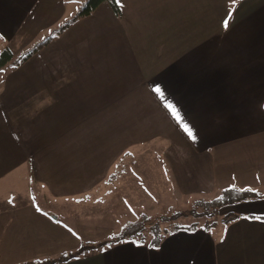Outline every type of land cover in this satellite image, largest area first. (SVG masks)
Wrapping results in <instances>:
<instances>
[{"label":"crops","instance_id":"0c3cea01","mask_svg":"<svg viewBox=\"0 0 264 264\" xmlns=\"http://www.w3.org/2000/svg\"><path fill=\"white\" fill-rule=\"evenodd\" d=\"M115 1L119 16L102 2L11 68L12 75L26 72L28 97L18 106L23 116L34 112L38 117L42 109L47 120L51 108L57 110V120L40 131L42 156L25 137L29 123L13 111L23 125L24 153L11 161L24 162L30 149L33 172L39 173L57 148V177L78 182L76 196L96 194L99 204L97 194L105 189L107 201L130 200L141 212L135 213L139 220L166 212L159 204L164 199L173 206L187 197L209 201L232 187L257 196L212 213L223 225L218 233L212 231L216 220L211 229L208 222L192 231L178 228L157 248L124 241L58 264H264V0ZM67 9V0H0V31L11 49L39 30L35 20L46 24ZM67 124L80 128L65 134ZM94 136L109 143L89 142ZM69 143L98 149L91 154L90 170L68 173L62 156L73 152ZM101 148L119 153L106 159L99 156ZM0 150L7 152L1 144ZM75 158L78 169L88 160L81 154ZM58 182L61 193L70 192L67 181ZM112 204L108 213L117 205ZM37 210L26 203L14 211L19 216L13 223H0V264H34L75 251L83 241L94 242L81 220L67 228Z\"/></svg>","mask_w":264,"mask_h":264},{"label":"rangeland","instance_id":"374dc122","mask_svg":"<svg viewBox=\"0 0 264 264\" xmlns=\"http://www.w3.org/2000/svg\"><path fill=\"white\" fill-rule=\"evenodd\" d=\"M47 1L50 3V0H40V2ZM65 1L66 0H63V2ZM67 1L68 9L67 12H65L64 16H61L56 20L55 17L52 19L50 17L47 20L46 24H43V21L41 19L34 21V23H38L42 26L38 31L34 33V35H30L29 33L26 34L24 44H18V46H13L11 48L13 50L14 58L18 54L29 50L34 43L41 41L47 36L57 33L59 29L62 26L66 25L68 21L70 22V24L73 22L69 18L74 17L77 11L81 9V1L83 0ZM37 9L35 11L36 13L38 12ZM30 27L31 26H28L27 29H29ZM61 29L63 31L65 30V27H62ZM23 32V30H20V34ZM5 47H11V40H8L2 34V31H0V52ZM12 61L13 60H10L4 66L0 67V144L4 145L7 150L6 154H4L0 150V223H4L6 225H10L11 223H13L16 220V216H19V213L14 211L18 207L28 203V207L37 208L39 210H37L39 213L57 217L58 221L64 224L67 228H69V225L73 226L76 221L81 220L82 223H84V227L87 226V228H84L83 232L91 233V238L94 239L93 245L99 246L100 241L104 240L108 234L120 232L124 224L127 222L126 220L132 219L138 221L139 219H137L136 217L139 216L137 214L141 212L139 211V209L135 208L134 204L128 199L124 202V204H122L120 201L117 204L115 198L107 201V195L104 194L106 191L105 189L97 194L100 196L99 204L94 203V197L96 196V194H92L90 198H85L84 196L80 195L76 196L75 193L78 190H74L73 185H76L78 182L71 181L69 179V176H67L68 180L57 177L59 172V167L57 166V164H59V156H57V148H54L57 147V140L54 141L55 145L52 146V148L54 149H51V161L49 160L47 165H45V170L43 166H40L38 169L40 171L39 173L33 172L34 167L30 159L32 150L30 149L27 153H25L28 155V159H26L24 162L15 165V163L11 161V157L17 155V152L21 151L20 153L22 155L24 153L22 148H20V139L23 132H19L20 127H23V125L16 118L15 112L13 111H17L19 113V116H23L20 113L21 109H19L18 106L28 97L25 82L26 72L24 69H21L17 74H10ZM16 80H19L21 83H18ZM10 100L11 102L9 103ZM70 105L71 108L76 107L73 101L70 102ZM27 107H29L30 109L29 105H27ZM51 109L52 110H50L49 118L47 117V120L45 119L46 117H42V112H44V110L42 109L39 110L41 115H39L38 117L35 116L34 112H29L27 116L25 115L23 116V118H21V121L29 123L30 132H27L25 137L27 138V140H31L33 144L38 145V147L34 148L33 150H36L34 151L35 153H40V156H42L44 153V150L41 149L44 142L42 138L43 133H40V131L43 130V125L47 126L48 124H53L57 120V110H55L53 107ZM31 114H33L35 117L33 118ZM73 117V119L77 117V122H80V118H78L77 115H73ZM24 118H26L27 121ZM1 124L4 125L1 127ZM68 124L65 134L69 131L76 132L80 128H76L75 126H71ZM52 136L57 138V131L54 129L52 130ZM52 140H54L53 137ZM97 140L98 142H100V144L109 143L107 139L102 140L99 136L92 137L89 142H96ZM67 149H72L73 152L70 154L68 150V155L62 156V159L65 162V165H67V170L70 175H73L75 173L79 174V170L83 168H88L90 170L91 162L89 160L91 158V154H95V151H98V149H95V147H93V145H91L90 143H82L81 146L69 143ZM76 149L78 150L77 153L75 152ZM101 149L102 153H100L99 156H104L106 157V159H108V157H115L119 153V149L117 148H113L111 152L106 148ZM80 154L85 155L88 160H86V165H83V162L81 165L82 167L78 169L74 161L76 159L75 156ZM44 171L45 179L47 181L43 176ZM36 175L39 178H43V180L36 181ZM44 180L49 183L51 189ZM58 180H62L64 182L67 181L66 189L70 192L66 193V191H63L61 193L60 191L63 190V188L58 185ZM89 185V182H83L84 187H87ZM27 188L29 189V191L27 190ZM57 192H59L60 195L56 194ZM70 193L72 194L69 195ZM112 203L117 205L113 208L112 212L109 211L110 213H108L107 210H111V205H113ZM171 203H173V201L169 202L165 199L159 201V204L164 207L162 209H165L166 212H157V215L172 216L175 211L178 212V210L182 208H184L187 212L185 216H182L179 218V220H177L178 225H169L170 219L161 221L160 224L156 223L160 227H165L169 230L164 234L163 239L168 235H172L174 233V227H183L185 231H192L197 226H202V224L204 223H211L217 220L216 228H212V231L214 233H218L219 228H221V230L223 229L222 222L219 220L220 218L215 220V218L206 215V213H203L200 216L195 213V211L201 212L205 211L206 209L202 207V205H198L199 202L191 201L189 197H187V199L184 200L181 205L173 206L171 205ZM96 205H98L99 208H97ZM208 210L211 209L208 208ZM154 217L155 215H153L152 213H148V215L145 216V219ZM176 219H178V217H176L174 220ZM205 225H207L206 229H211L212 227L210 224ZM88 226L92 227L88 228ZM103 236L105 237L102 239ZM64 237V242H68L70 244V238L67 236ZM8 241L12 240L8 239ZM145 242H150V238L145 239ZM9 247L13 248V246L11 245Z\"/></svg>","mask_w":264,"mask_h":264},{"label":"trees","instance_id":"16d2710c","mask_svg":"<svg viewBox=\"0 0 264 264\" xmlns=\"http://www.w3.org/2000/svg\"><path fill=\"white\" fill-rule=\"evenodd\" d=\"M107 2L116 15H120V10L115 0H85L81 9L75 14L72 21L80 16L89 15L100 3ZM70 22L68 21L66 25L62 26L63 28L68 27ZM61 27V28H62ZM59 29L54 35L47 36L39 42H36L32 47L26 52L18 54L14 58V54L10 48L5 47L0 52V67L4 66L10 60L12 61L11 68H17L20 65L28 61L33 55L46 47L53 39H55L61 32L62 29ZM257 196V192L250 189H240V188H225L220 192L218 196L212 198L209 201L199 202L198 205L206 208L205 211L195 213L200 216L203 213H206L208 216H211L212 213L216 212L220 207H223L228 204L240 202L246 199L254 198ZM210 208L211 210H208ZM186 213L176 212L172 216H163L157 215L154 218L150 219H141L138 221L135 220H126L123 228L118 233H110L107 235L106 239L100 241L99 246H94L93 243L83 241L80 246L75 251H68L60 254L56 258H45L38 261H34V264H58L70 258H74V255L82 256L86 253L92 254L95 252H100L107 248L114 246V244H119L124 241H133L148 247H158L163 240V236L169 230L165 227H160L161 221L170 219L169 225H178L174 219L176 217L185 216ZM171 217V218H169ZM179 217V218H180ZM158 223V224H156ZM213 223V222H211ZM209 223V224H211ZM208 224V223H207ZM181 227H174L178 229ZM174 230V231H175ZM150 238V242H145V239ZM102 242V243H101Z\"/></svg>","mask_w":264,"mask_h":264},{"label":"snow or ice","instance_id":"6c2138e0","mask_svg":"<svg viewBox=\"0 0 264 264\" xmlns=\"http://www.w3.org/2000/svg\"><path fill=\"white\" fill-rule=\"evenodd\" d=\"M233 2H234V0H233ZM225 24H227V21H225ZM158 90V89H157ZM186 131H187V128H186ZM189 135H191V133L189 132ZM258 219H259V217H258Z\"/></svg>","mask_w":264,"mask_h":264}]
</instances>
